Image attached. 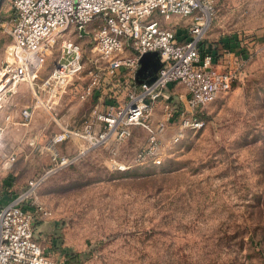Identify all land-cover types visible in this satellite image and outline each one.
Wrapping results in <instances>:
<instances>
[{
    "label": "rangeland",
    "instance_id": "rangeland-1",
    "mask_svg": "<svg viewBox=\"0 0 264 264\" xmlns=\"http://www.w3.org/2000/svg\"><path fill=\"white\" fill-rule=\"evenodd\" d=\"M214 2L203 45L217 49V57L231 47L244 59L239 77L203 110L201 129L172 142L173 128L166 127L160 164L135 159L147 143L146 130L135 126L124 140L110 139L46 177L36 191L42 209L34 231L53 257L72 264H264V0ZM10 4L0 1L1 19ZM9 41L0 29V66ZM79 42L85 67L73 85L53 109L36 108L29 127L0 142V192L7 178L17 193L47 168L45 140L65 123L81 124L97 102L79 98L96 58L88 38ZM55 58H46L40 78ZM109 80H102L105 98L112 91L122 96L125 81ZM10 91L18 107L33 101L28 83ZM11 152L15 160L6 167ZM11 195L0 194V203Z\"/></svg>",
    "mask_w": 264,
    "mask_h": 264
},
{
    "label": "built area",
    "instance_id": "built-area-1",
    "mask_svg": "<svg viewBox=\"0 0 264 264\" xmlns=\"http://www.w3.org/2000/svg\"><path fill=\"white\" fill-rule=\"evenodd\" d=\"M10 10L7 20L0 18L10 38L0 66V142L9 128L28 127L36 108L53 109L73 85L85 67L80 39L88 38L96 54L79 98L91 95L97 102L81 124L65 123L45 140L48 167L0 207V264H72L35 238L34 219L42 209L36 191L44 179L110 139L124 140L135 126L147 132L135 159L160 164L166 127L173 128L172 142L201 129L203 110L231 88L244 59L226 49L215 57L201 47L216 13L214 0H11ZM53 52V65L40 78ZM149 52L156 53L158 67L138 79L140 58ZM105 78L112 85L125 81L123 95L111 90L105 98ZM20 82L30 85L33 101L18 107L8 93ZM14 160L11 152L6 167Z\"/></svg>",
    "mask_w": 264,
    "mask_h": 264
},
{
    "label": "trees",
    "instance_id": "trees-1",
    "mask_svg": "<svg viewBox=\"0 0 264 264\" xmlns=\"http://www.w3.org/2000/svg\"><path fill=\"white\" fill-rule=\"evenodd\" d=\"M201 47H204V45H203V42H202V44H201ZM227 48V47H226ZM231 48V47H230ZM230 48H228V50H232V49H230ZM211 50V52L213 53V55L216 57L217 56V49H215V48H213V49H210ZM142 72H140V73H138L137 74V78L138 79H142V78H144L145 76H143L142 74H141ZM94 98H96V97H94ZM7 181H4L3 182V190H1V192H0V194H5V193H10V194H15V193H13V191H11V190H9V186H11L12 185V181H13V177H9V178H7L6 179ZM11 195V196H12ZM10 196V197H11ZM3 205V203H0V207Z\"/></svg>",
    "mask_w": 264,
    "mask_h": 264
},
{
    "label": "crops",
    "instance_id": "crops-1",
    "mask_svg": "<svg viewBox=\"0 0 264 264\" xmlns=\"http://www.w3.org/2000/svg\"><path fill=\"white\" fill-rule=\"evenodd\" d=\"M153 59L154 58H148L146 61H151V70H146L145 72H142L141 74L143 75V76H145V77H147V76H150V75H152L155 71H156V69H157V67H158V64L156 65L154 62H152L153 61ZM157 66V67H156ZM154 68H156V69H154ZM137 74H138V72H137ZM29 127V126H28ZM21 128H26V127H19L18 128V130L19 129H21ZM17 130V128H9L4 134H3V139L5 138V136L7 135V137H9V135H15V134H17V132L16 131H18ZM2 139V140H3ZM28 139H30V138H28ZM4 141V140H3Z\"/></svg>",
    "mask_w": 264,
    "mask_h": 264
},
{
    "label": "water",
    "instance_id": "water-1",
    "mask_svg": "<svg viewBox=\"0 0 264 264\" xmlns=\"http://www.w3.org/2000/svg\"><path fill=\"white\" fill-rule=\"evenodd\" d=\"M148 58H156L157 59L156 53L155 52H149V53H145L144 55H142V57L140 58L141 66H140V68L138 70V73L141 72V69L143 68V64H144V62H146V60Z\"/></svg>",
    "mask_w": 264,
    "mask_h": 264
}]
</instances>
